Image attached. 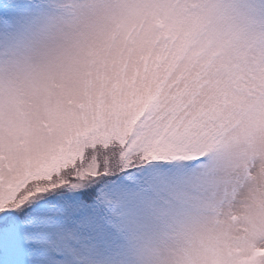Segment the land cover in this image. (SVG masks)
<instances>
[{"label":"snow or ice","instance_id":"1","mask_svg":"<svg viewBox=\"0 0 264 264\" xmlns=\"http://www.w3.org/2000/svg\"><path fill=\"white\" fill-rule=\"evenodd\" d=\"M0 264H264V0H0Z\"/></svg>","mask_w":264,"mask_h":264}]
</instances>
